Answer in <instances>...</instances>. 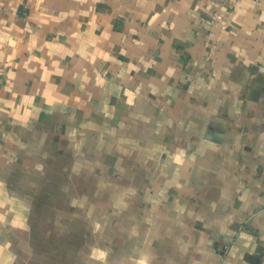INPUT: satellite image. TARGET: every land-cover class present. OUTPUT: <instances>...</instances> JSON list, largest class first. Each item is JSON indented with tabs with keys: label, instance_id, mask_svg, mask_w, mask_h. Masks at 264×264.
<instances>
[{
	"label": "crops",
	"instance_id": "crops-1",
	"mask_svg": "<svg viewBox=\"0 0 264 264\" xmlns=\"http://www.w3.org/2000/svg\"><path fill=\"white\" fill-rule=\"evenodd\" d=\"M0 264H264V0H0Z\"/></svg>",
	"mask_w": 264,
	"mask_h": 264
}]
</instances>
